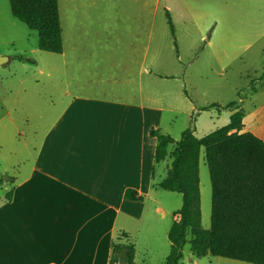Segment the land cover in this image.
I'll return each instance as SVG.
<instances>
[{"label":"rangeland","instance_id":"1","mask_svg":"<svg viewBox=\"0 0 264 264\" xmlns=\"http://www.w3.org/2000/svg\"><path fill=\"white\" fill-rule=\"evenodd\" d=\"M58 1L64 56L40 51L36 32L12 17L8 0H0V53L10 57V62L6 60L0 65V179L5 182L0 185V202L5 201V194L12 186L7 179L15 177L25 160L35 155L40 133L45 128L38 118L37 95L44 90L119 89L127 92V100L135 102L140 87L143 103L153 104L149 101L153 99L164 108L159 128L175 141L190 124H196L197 138L225 126L226 117L232 112L225 106L231 102L244 111V116L249 115L247 127L264 132V122L260 119L264 111H259L264 106V26L260 25L264 21V0ZM156 5L160 9L165 5L172 8L170 17L176 20V47L164 17L159 22L164 29L157 32L136 22L139 11ZM87 8L126 12L127 25L119 32L88 31L86 26L73 22L76 17H71L72 10L77 14ZM186 10L191 20L179 21L175 13ZM256 32L262 33L261 37L245 48V42ZM228 41L233 44L225 49L226 55L218 45ZM74 46L77 50L90 48L99 53L101 47H110L111 60L72 61ZM18 52L29 61L17 59ZM151 52L164 63H149ZM176 52L181 62L173 58ZM145 53L143 68L148 71L139 79V60ZM154 73L167 78H155ZM188 106L196 110L191 118L186 113ZM168 149L169 154L172 146ZM169 161L168 155L156 165L154 183L161 180ZM198 179L201 227L208 229L211 189L203 149L198 159ZM151 195L172 211L163 220L157 217V222L152 221L148 227L143 224L146 228L136 239L133 237L137 242L135 264L164 263L170 250L167 233L172 215L181 207V196L177 193L157 188ZM129 242L133 243V239ZM179 264L248 263L210 255L197 258L185 243Z\"/></svg>","mask_w":264,"mask_h":264},{"label":"crops","instance_id":"2","mask_svg":"<svg viewBox=\"0 0 264 264\" xmlns=\"http://www.w3.org/2000/svg\"><path fill=\"white\" fill-rule=\"evenodd\" d=\"M58 12L62 29L59 6ZM170 15H173L170 6L160 9L156 5L139 11L136 22L157 32L164 29L159 26L164 17L176 47V20L172 21ZM175 15L179 21L191 20L188 10ZM71 17H76L73 22L86 26L88 31L119 32L128 21L126 12L108 9L87 8L77 14L72 10ZM260 25L264 26V21ZM261 35L253 34L245 42V48L256 43ZM232 44L221 42L218 48L227 55L225 49ZM73 49L72 61L78 63L94 58L102 62L111 60L110 47H101L100 53L90 48ZM59 55L64 56V47ZM3 56H7L6 63L10 62L7 54L0 53ZM19 56L27 60L23 53L15 55L17 59ZM173 58L181 62L179 52ZM145 61L146 53L139 60V79L148 71L143 68ZM149 63L164 62L151 52ZM154 77L167 78L158 73ZM37 96L38 118L45 128L34 157L25 160L15 177L7 179L12 194L10 200L0 202V264H109L111 243L121 233L130 241L133 239L135 264L134 238L152 221L157 222V217L163 220L172 211L150 197L171 164L169 161L161 180L154 183L158 163H154L156 139L151 131L161 133L164 108L153 99L149 100L153 104L143 103L140 87L135 102L127 100V92L119 89H50ZM192 111H196L192 106L186 108L189 118ZM259 111H264V106ZM248 117L242 120V131H250L264 140L263 131L246 126ZM260 119L264 122V116ZM192 126L195 132L196 124ZM127 189L136 191L142 200H127L124 197Z\"/></svg>","mask_w":264,"mask_h":264},{"label":"trees","instance_id":"3","mask_svg":"<svg viewBox=\"0 0 264 264\" xmlns=\"http://www.w3.org/2000/svg\"><path fill=\"white\" fill-rule=\"evenodd\" d=\"M8 3L12 17L36 32L40 51L62 53L57 0H8ZM168 24L173 34L169 19ZM225 108L233 111L229 122L201 138L194 136L191 124L178 141L158 130L151 131L156 139L154 163L163 161L168 147L173 146L169 154L171 164L157 186L181 196V207L173 213L175 218L167 233L170 250L163 264H179L185 243L197 258L210 255L264 264V140L250 131H242L244 111L235 102ZM201 149L211 189L208 229L201 227L198 188ZM11 194L12 191L6 193L5 199L10 200ZM124 197L142 200L131 189L125 191ZM134 254V245L121 233L111 243L109 264H118L119 259L134 264Z\"/></svg>","mask_w":264,"mask_h":264},{"label":"water","instance_id":"4","mask_svg":"<svg viewBox=\"0 0 264 264\" xmlns=\"http://www.w3.org/2000/svg\"><path fill=\"white\" fill-rule=\"evenodd\" d=\"M6 61L5 57H0V65ZM118 264H125L124 259H119Z\"/></svg>","mask_w":264,"mask_h":264}]
</instances>
